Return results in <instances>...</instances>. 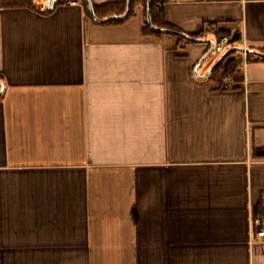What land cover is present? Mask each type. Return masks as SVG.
Instances as JSON below:
<instances>
[{"label": "crops", "instance_id": "obj_1", "mask_svg": "<svg viewBox=\"0 0 264 264\" xmlns=\"http://www.w3.org/2000/svg\"><path fill=\"white\" fill-rule=\"evenodd\" d=\"M70 1L0 5V264H264V60L211 73L264 53V0H162L179 32L230 36L209 56L145 33L142 4L110 24Z\"/></svg>", "mask_w": 264, "mask_h": 264}, {"label": "trees", "instance_id": "obj_2", "mask_svg": "<svg viewBox=\"0 0 264 264\" xmlns=\"http://www.w3.org/2000/svg\"><path fill=\"white\" fill-rule=\"evenodd\" d=\"M46 1L47 0H0L2 7H7V8L8 7L9 8L10 7H12V8L24 7V8H30V9L36 10V11L44 13V14H49L52 12V10H49L47 8ZM63 1H65V0H59L58 3H62ZM81 1L83 3V6L85 8L87 15L89 17H92L91 12H90V8H89V4H88V0H81ZM127 1L128 0H124L122 2H116V3H109V4H106L105 6H102L101 8L94 4L97 17L105 19L108 17L123 15L127 9ZM161 2H162V0H151V17H152V22H153L154 26L158 27V28H164V29H169L172 31H178L179 32V30H177V28H175L174 26H172L171 24L166 22L164 9H163V5L161 4ZM137 4H142L145 8V10H144V12H145L144 32L147 34H152V35L162 34L160 32H156V31L152 30L150 28V26L148 25V22H147L148 0H132L131 10H130L129 16L127 18L118 19V20H111L108 23L119 24V23L125 22L127 19H129V17H131L133 15L134 7ZM101 10L103 12H101ZM178 38L180 40H182V37L179 36ZM232 54H230V56H228L225 60L229 59L232 56ZM248 57H249V60H251L253 57H255V55L248 54ZM256 58L264 60V58H261L259 56ZM239 64H240V60L238 61L234 58L232 60H230L228 62V67H227V71H226L227 75L230 76V75L234 74V72L236 71ZM218 68L216 69V73L218 71ZM255 154L257 156H264V149L256 150ZM255 217L260 218L264 222V199L263 198L260 201V205L257 206L255 209Z\"/></svg>", "mask_w": 264, "mask_h": 264}, {"label": "water", "instance_id": "obj_3", "mask_svg": "<svg viewBox=\"0 0 264 264\" xmlns=\"http://www.w3.org/2000/svg\"><path fill=\"white\" fill-rule=\"evenodd\" d=\"M131 3H132V0H128L127 1V9H126V12L121 15V16H113V17H110V18H106V19H99L97 17V14H96V11H95V7H94V2L93 0H88V4H89V8H90V12H91V16L92 18L97 21V22H109L111 20H118V19H125L129 16V13H130V10H131ZM58 4V0H47V8L49 10H53L55 9V7L57 6ZM0 5H1V2H0ZM147 22H148V25L150 26V28L156 32H161V33H168V34H175V35H178L180 37H183V38H186L190 41H195V42H206V43H209L211 44V49H210V52L208 54V56L215 50V42L214 41H210V40H201V39H195L193 38L192 36L188 35V34H185V33H182V32H178V31H172V30H169V29H164V28H158V27H155L153 22H152V17H151V0H148V18H147ZM244 51V48H234V49H230L228 50L222 57L221 59L217 62V64L212 68L211 70V73H213V71L221 64L223 63V61L228 57L230 56V54H232L233 52L235 51ZM247 53L248 54H253V55H257L261 58H264V53L263 52H260V51H256V50H253V49H247ZM206 56L204 58V60H206V58L208 57ZM203 60V61H204ZM0 98L2 96V94L4 93L5 91V84L3 81L0 80Z\"/></svg>", "mask_w": 264, "mask_h": 264}, {"label": "built area", "instance_id": "obj_4", "mask_svg": "<svg viewBox=\"0 0 264 264\" xmlns=\"http://www.w3.org/2000/svg\"><path fill=\"white\" fill-rule=\"evenodd\" d=\"M164 2L165 1H162L161 4H163ZM70 4L77 5L78 1L71 0ZM213 32L218 35V41L215 44V51H217L218 53H222L230 41V36L226 33L220 32V30L217 27L213 28ZM243 48L244 51L241 52L243 61L241 62V64L246 63L248 58V53H247L248 48L246 44L244 45ZM253 226H254L253 242L260 244L261 248L264 250V222L260 218H255L253 221Z\"/></svg>", "mask_w": 264, "mask_h": 264}]
</instances>
